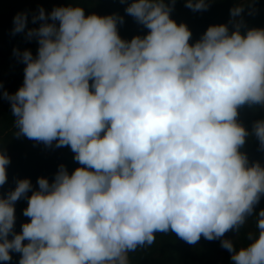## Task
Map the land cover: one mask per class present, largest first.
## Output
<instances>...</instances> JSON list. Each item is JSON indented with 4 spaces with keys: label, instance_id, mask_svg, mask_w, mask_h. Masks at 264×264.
Returning a JSON list of instances; mask_svg holds the SVG:
<instances>
[{
    "label": "clouds",
    "instance_id": "clouds-1",
    "mask_svg": "<svg viewBox=\"0 0 264 264\" xmlns=\"http://www.w3.org/2000/svg\"><path fill=\"white\" fill-rule=\"evenodd\" d=\"M125 2V0H121ZM176 0H131L125 12L148 30L121 38L116 14L86 15L79 5L41 7L35 56L15 92H0L14 135L70 147L80 167L54 179H18L0 196V261L18 264H130L129 254L175 233L195 245L220 240L231 264H264V166L241 151L250 135L238 109L264 106V28L242 31L244 8L210 25L194 43L171 18ZM193 11L209 0H185ZM50 21V22H49ZM25 31L27 14L14 17ZM2 88V85H0ZM264 149V119L252 133ZM10 157L0 143V186ZM31 192V195L28 193ZM30 222L15 229V203ZM256 216V233L236 247L225 238ZM26 241V243H25Z\"/></svg>",
    "mask_w": 264,
    "mask_h": 264
},
{
    "label": "trees",
    "instance_id": "trees-1",
    "mask_svg": "<svg viewBox=\"0 0 264 264\" xmlns=\"http://www.w3.org/2000/svg\"><path fill=\"white\" fill-rule=\"evenodd\" d=\"M131 0H0V92L6 90L15 93L23 84L25 64L15 55L14 50L23 52L28 49L36 55L38 43L35 38L28 39L26 32L30 28H38L41 21L33 23V15L38 14L42 7L46 14L54 7L79 5L84 8L85 14L96 13L101 16L116 14L124 18L118 24L121 38L131 40L136 35H145L148 30L139 24L132 16L125 12ZM167 2V0H166ZM241 5L242 31L248 28H264V0H209L206 10L193 11L186 7L185 0H176L171 18L178 24L184 23L192 32L190 43L197 41L210 25L228 24L230 32L233 25L230 21V9ZM27 14L25 31L15 33L14 17L17 14ZM50 22V21H49ZM237 117L250 133L241 151L244 152L249 164L259 162L264 166V149L252 133L253 123L264 119V106L244 105L238 109ZM14 117L7 99L0 96V143L10 157L7 166V182L0 186V196H6L16 187L18 179H30L33 188H38L37 179L45 177L51 182L54 179L59 165L66 166L69 173L81 165L73 157L70 147H47L25 137L16 138L14 132ZM31 195V192L28 193ZM27 207V199L21 198L15 203V231H21V225L30 222V218L23 215ZM264 209V197L261 198L255 210ZM256 216H250L240 231L226 233L237 248L249 243L248 234L256 233ZM26 243V241H25ZM10 262L0 261V264H18L20 254L13 252ZM231 254L221 247L220 240L208 241L201 237L195 245L186 243L175 233H158L151 246L137 249L130 253V264H231Z\"/></svg>",
    "mask_w": 264,
    "mask_h": 264
}]
</instances>
